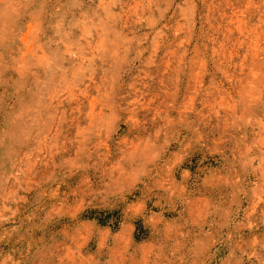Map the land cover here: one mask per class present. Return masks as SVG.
Here are the masks:
<instances>
[{
  "label": "rangeland",
  "instance_id": "obj_1",
  "mask_svg": "<svg viewBox=\"0 0 264 264\" xmlns=\"http://www.w3.org/2000/svg\"><path fill=\"white\" fill-rule=\"evenodd\" d=\"M0 264H264V0H0Z\"/></svg>",
  "mask_w": 264,
  "mask_h": 264
},
{
  "label": "trees",
  "instance_id": "obj_2",
  "mask_svg": "<svg viewBox=\"0 0 264 264\" xmlns=\"http://www.w3.org/2000/svg\"><path fill=\"white\" fill-rule=\"evenodd\" d=\"M101 224H105L104 219H98Z\"/></svg>",
  "mask_w": 264,
  "mask_h": 264
}]
</instances>
